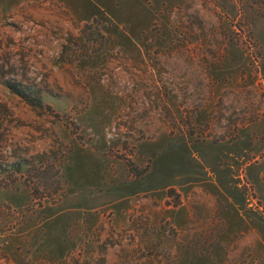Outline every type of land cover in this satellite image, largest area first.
<instances>
[{
    "label": "rangeland",
    "instance_id": "1",
    "mask_svg": "<svg viewBox=\"0 0 264 264\" xmlns=\"http://www.w3.org/2000/svg\"><path fill=\"white\" fill-rule=\"evenodd\" d=\"M0 264H264V0H0Z\"/></svg>",
    "mask_w": 264,
    "mask_h": 264
}]
</instances>
